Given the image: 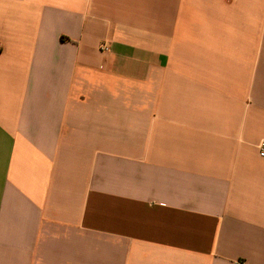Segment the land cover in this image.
Instances as JSON below:
<instances>
[{"label":"crops","instance_id":"0c3cea01","mask_svg":"<svg viewBox=\"0 0 264 264\" xmlns=\"http://www.w3.org/2000/svg\"><path fill=\"white\" fill-rule=\"evenodd\" d=\"M262 139L264 0H0V264H264Z\"/></svg>","mask_w":264,"mask_h":264},{"label":"built area","instance_id":"2783aa9c","mask_svg":"<svg viewBox=\"0 0 264 264\" xmlns=\"http://www.w3.org/2000/svg\"><path fill=\"white\" fill-rule=\"evenodd\" d=\"M108 49H109L108 45H106V44H103V45H102V50H108ZM258 149H259V155H260L261 157H264V139H262V140L259 142V144H258Z\"/></svg>","mask_w":264,"mask_h":264}]
</instances>
